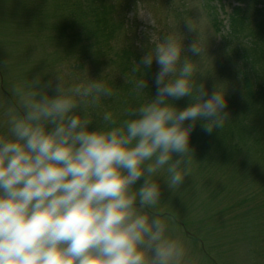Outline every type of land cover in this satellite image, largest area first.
<instances>
[{
	"label": "clouds",
	"instance_id": "clouds-1",
	"mask_svg": "<svg viewBox=\"0 0 264 264\" xmlns=\"http://www.w3.org/2000/svg\"><path fill=\"white\" fill-rule=\"evenodd\" d=\"M194 6L199 18L185 21L198 32L208 18ZM137 14L156 27L150 12ZM150 39L130 67L138 76L132 91L143 99L123 119L101 111L114 90L85 72L67 80L57 74L54 85L40 88L38 80L23 90L13 86L14 102L6 106L0 99V264H185L183 241L155 210L154 177L165 170L170 187L183 182L195 122L203 120L207 132L224 126L225 89L209 95L196 84L200 62L182 56L181 33ZM187 51L201 60L200 36ZM153 60L156 94L146 100L142 72ZM186 96L192 102L183 109L170 100ZM93 114L102 123L90 130Z\"/></svg>",
	"mask_w": 264,
	"mask_h": 264
},
{
	"label": "trees",
	"instance_id": "trees-1",
	"mask_svg": "<svg viewBox=\"0 0 264 264\" xmlns=\"http://www.w3.org/2000/svg\"><path fill=\"white\" fill-rule=\"evenodd\" d=\"M35 1L22 0L20 6H17L18 13L15 17H18L21 21L24 20V23L21 22L24 28L27 29V25L31 24L30 28H35L33 26L35 25L39 29L38 37H36L39 44L33 41L30 35L29 37L33 42V48H40L42 47L41 42L46 37V32L45 35H42L44 31L42 21L33 18L38 16L35 14L41 12L40 9L37 11V8L43 7L41 0L36 4L34 3ZM116 1L119 0H42V2L48 4L45 8H48L49 13L55 15L54 17L59 18V20L65 16L63 15L64 10H73L72 17L65 16L63 19L68 23L62 25L59 23V30L55 32L52 29L48 38H55L58 44L63 43L64 45L63 40H73L80 28L83 30L81 37L88 38V43L85 44L86 47L94 49L92 53L97 52L96 57L98 59L101 56L100 54L106 58L103 63H99L102 70H99L98 73L93 70L90 75L94 76L93 79L103 77L114 90L113 97L102 100L101 111L109 108L110 111L117 112L115 116L118 119H123L124 110L131 106L135 107L138 101L143 99L142 96L138 97L132 91L133 82L138 76L131 73L130 67L134 63H139L141 57L149 49L146 46V48L140 49L138 53L128 45L119 47L120 43L117 40L122 39L123 43L129 41L125 36V32L128 31L124 29L122 23L126 21L130 4L125 8ZM241 2L244 6L236 8L228 17L229 33L224 37L223 42L228 47L226 58L233 65L235 59V65L240 62L237 74L239 77L242 75L243 84L240 86L231 81L233 90H229L225 94L224 126L222 128H213L211 132H207L203 127L204 121L197 120L190 133L189 147L194 151V154L196 153V159L204 155L201 154L203 149H209L211 151L210 155L219 154L222 157L226 156V160L229 163L227 174H224L227 171V167L224 164H215L216 161L209 158L205 159L199 166L202 171L209 174L205 178L208 186L213 187V184L217 181L222 187L228 188L229 191L228 189L226 191L230 193L234 182L231 180L236 178V184H240L242 191L238 193L240 195L238 199L241 202L240 200L239 202L236 201V207H234L232 205L234 199L231 196L227 198L224 205H222L224 201L219 205L225 215L236 219V230L241 233L240 241H242L245 251L247 250V255L251 262L264 264L261 261L264 260V247L261 248L259 246V243L264 240V238L260 237V234L264 235V0H241ZM33 4L34 6H32ZM202 4L207 10L213 29L220 34L219 25L222 22L218 18V10L209 2ZM197 11L198 8L196 13ZM180 12L185 13V7L182 5L172 10L176 17H180ZM37 28L35 29L38 30ZM68 32H71L70 36L65 34L69 35ZM48 38L46 37L45 40ZM60 38L63 40L60 41ZM53 48L54 45L49 50H54ZM57 53L61 62L66 59V63H68L67 60L70 57H77L75 68L80 65L81 69L75 70L76 75L83 69L85 70L86 64H93L92 58L84 52H81V54L70 52L67 55L65 54L64 58L60 51H57ZM54 61V63H57L56 59ZM47 62H44V64ZM106 63L113 64L115 68H107ZM154 68L155 64L152 63L150 67L144 68L142 72L146 81V87L143 89L144 99L146 100H151L156 94V85L151 81L155 73ZM104 69L107 71L103 72ZM137 74L141 75V73ZM48 82L45 79L40 84V87ZM47 91L49 95L54 94L52 89ZM11 99L13 98L11 97ZM170 100L178 109H183L192 102L190 96L179 99L170 98ZM101 123L102 118L93 114V125H95V128L100 127ZM188 123L190 122L186 121L185 125ZM173 156H177V154H173ZM210 174L215 175V178L212 179ZM227 175H229L231 180H224L221 177L224 176L226 178ZM235 191L237 192L238 190L235 189ZM224 196H228L227 192L223 194L221 199ZM202 232L204 240H207L204 235L206 228ZM191 238L189 234L188 240ZM221 245L222 242L217 241L216 249H221ZM217 259V263H222L225 260L223 256H219Z\"/></svg>",
	"mask_w": 264,
	"mask_h": 264
},
{
	"label": "rangeland",
	"instance_id": "rangeland-1",
	"mask_svg": "<svg viewBox=\"0 0 264 264\" xmlns=\"http://www.w3.org/2000/svg\"><path fill=\"white\" fill-rule=\"evenodd\" d=\"M39 1L36 0L34 3L36 4ZM116 2H119L125 8L130 4L126 21L122 23L124 29L128 31L125 32V36L129 41L123 43L122 39L117 40L120 43L119 47L121 45H128L139 53L140 49H144L146 46L148 49L151 47L150 37L153 33L162 36L168 31H178L183 37L182 56L186 54L193 61L200 62L196 76V84L198 86H202V89L208 92L209 95L218 86L224 87L225 94L229 90L232 91L233 84L231 81L236 85L242 86V75L239 77L237 74L240 62L237 61L238 63L235 65L236 59L233 58L235 59L233 65L226 58L228 47L223 42L224 37L229 33L228 17L236 8L244 6L241 0H173V2L171 0H139V2L138 0H119ZM204 2H209V4L218 10V18L222 22L219 25L220 34L213 29L207 10L203 7L202 3ZM20 3H22V0H0V99L5 102L4 106H6V102H14V96L11 90L13 86L23 90L28 82L38 80L37 88H40V84L45 79L54 85L58 80L57 74H60L67 80L85 72L89 79H93L94 76L90 75V73L93 70L97 73L99 70H102V68L100 69L99 63H103L106 58L100 54L101 56L98 59L96 57L97 52L92 53L94 49H88L86 47L85 44L88 43V38L81 37L83 30L80 28L73 40L59 39L60 41L63 40L64 45L63 43L58 44L55 38H48L51 35L52 29L55 32L59 30V23L61 25L68 23L63 19L65 16L72 17L73 10H64L63 15L65 16L59 20V18L54 17L55 15L49 13L48 8H45L48 4H45L41 0L43 7L37 8V11L40 9L41 12L35 14L38 16H34L33 18L42 21L44 27V31L42 29V35H45L46 32L45 36L48 39L45 40L46 37L44 38L45 41L43 40L44 42H41L42 47L33 48L32 40L38 43L36 37H38L39 29L33 25L35 21L32 25L38 30L30 28L29 26L31 24L27 25V29L24 28L21 24V22L24 23V20L21 21L18 17H15L18 13L17 6H20ZM181 5L185 7V13L180 12V17H176L172 13V10L179 6L181 7ZM194 5L201 7L208 18V25L206 27L198 26V32L189 31L185 21V19L199 18L201 10ZM81 8L84 9L83 7ZM197 8L198 11L196 13ZM137 11L150 12L156 21V27L148 23L145 17L137 14ZM53 17L54 19H52ZM68 33L69 35L67 33L65 34L70 36L71 32ZM199 36L202 44L205 46V55L201 60L200 57L193 56L187 51L189 44L198 39ZM52 45H54V50H49L52 49ZM57 51L62 53L63 58L65 54L67 55L70 52L79 54L84 52L92 58L94 65L91 63L86 64L85 70L83 69L76 75L75 70L81 69L80 65L75 68L77 57H70L67 60L68 63H66V59L61 62ZM54 59H56L57 63H54ZM44 62L47 63L44 64ZM153 63L155 64V73L151 81L155 83V75L159 70V66L155 60H153ZM106 65L109 69L115 68L111 63H106ZM104 71L107 70L104 69ZM10 95L13 99H11ZM105 109L110 110L109 108ZM2 110L0 108V111ZM112 112L114 115L117 114V112ZM89 129H96L95 125H93V120L89 125ZM209 153H211L209 149H203L201 150V154L204 155L196 159V153L194 154V151L191 150L192 161L188 166V174L179 186L172 188L168 185L166 180L163 179L167 177L165 170H161L154 177L157 179L160 188L159 203L155 206V210L168 224L170 235L179 237L183 241L186 249L185 264H254V261L251 262L249 259L242 241H240L241 233L236 230V219L225 215L219 205L222 201H224L222 203L224 205L227 198L232 196L231 198L234 199L232 205L236 207V201L239 202L240 200L238 199L240 196L238 193L242 191L241 186L240 184H236V178L231 180L229 175L226 178L224 176L221 177L224 180L234 181L230 192L232 195L228 193V188L222 187L217 181L213 184V187L207 185L205 178L209 174L202 171V168L199 166L205 159H212L216 161L215 164H224L227 167V171L224 174H227L229 171V163L225 155L222 157L219 154L210 155ZM177 158V156H173L174 160ZM210 176L212 179L215 178V175L210 174ZM142 181L143 178L137 181L133 187H139ZM227 189L228 191H226ZM235 189L238 191L236 192ZM226 192L228 196H224L221 199ZM204 228H206L204 235L207 240H204L202 235ZM189 234L192 238L188 240ZM260 237L264 238V235L260 234ZM217 241L222 242L221 249H216ZM259 246L261 248L264 247V240L259 243ZM212 249L216 250L211 251ZM219 256L225 258L223 262L221 261L222 263H217ZM261 261L264 263V260Z\"/></svg>",
	"mask_w": 264,
	"mask_h": 264
}]
</instances>
